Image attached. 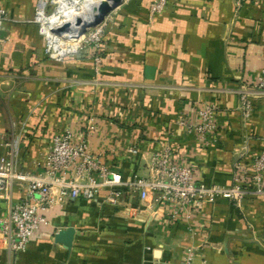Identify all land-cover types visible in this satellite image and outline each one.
<instances>
[{
	"label": "crops",
	"instance_id": "1",
	"mask_svg": "<svg viewBox=\"0 0 264 264\" xmlns=\"http://www.w3.org/2000/svg\"><path fill=\"white\" fill-rule=\"evenodd\" d=\"M156 1L130 0L116 11L99 76L87 57L47 55L30 20L38 0H0L9 16L26 20L8 24L0 41V159L21 133L24 170L42 172L53 139L71 129L125 180L148 176L152 157L170 145L201 167L205 185L230 186L237 176L251 185L252 163L264 152V92L255 93L249 120L239 92L264 71V0L240 11L234 0H167L152 13ZM201 101L221 108L218 142L207 148L178 125L196 121ZM24 197L15 187L13 202ZM104 197L57 206L51 226L25 252L10 253L0 232V264H183L186 249L197 245L212 264H264V196L241 207L221 199L192 209L191 223L204 225L197 235L172 223L163 204L138 213L136 202L133 219L135 211ZM9 209L0 199V222ZM68 228L75 229L71 248L55 239Z\"/></svg>",
	"mask_w": 264,
	"mask_h": 264
},
{
	"label": "built area",
	"instance_id": "2",
	"mask_svg": "<svg viewBox=\"0 0 264 264\" xmlns=\"http://www.w3.org/2000/svg\"><path fill=\"white\" fill-rule=\"evenodd\" d=\"M166 1H156L152 13L159 12ZM234 1L236 10L240 11L250 0ZM9 22V13L0 5V41ZM105 32L90 40L86 56L95 64L99 76L103 70L101 54ZM256 92H264V71L239 92L240 110L246 120L252 116ZM196 108L194 123L183 118L178 125L194 135L200 147L207 148L218 142L221 108L218 103L207 101H201ZM94 121L91 118L88 123L91 131L94 128L90 124ZM4 147L6 152L0 159V199L8 202L10 209L8 216L0 222V232L7 250L15 254L25 252L32 238L51 226L50 211L70 200L94 201L105 194L104 201L111 207L135 211L131 214L133 219L138 212L134 208L136 202L141 206L138 213L147 211L149 205L163 204L172 223L186 224V230L197 235L204 225L191 223L192 209H200L204 204L214 205L221 199L241 207L247 198L264 196V152L252 163L254 175L250 186L240 176L233 179L232 185L224 186L202 183L201 167L191 162L186 154L177 155L170 145L152 157L148 176L133 180H125L105 163L103 157L93 154L90 140L77 138L71 129L53 139L43 171L39 173L24 170L21 133L14 132ZM128 153L136 156L138 149L132 148ZM17 186L25 191V197L14 203L12 192ZM204 252L203 245L187 248L183 264H212Z\"/></svg>",
	"mask_w": 264,
	"mask_h": 264
},
{
	"label": "rangeland",
	"instance_id": "3",
	"mask_svg": "<svg viewBox=\"0 0 264 264\" xmlns=\"http://www.w3.org/2000/svg\"><path fill=\"white\" fill-rule=\"evenodd\" d=\"M61 1L62 3H60V0H38L36 9L34 11V16L30 19L33 24L39 27V31L45 39L47 55L50 58H53L57 61L59 60V58L72 57V56H79L81 58H86V56L88 55V50L90 49V45H91L90 40L95 39L96 36L100 37L102 33L106 31L107 27L110 24V20L112 19L116 11L119 8H121L122 5H124V3L130 0H122L120 6L117 7L113 12H111L101 24L94 27H89L88 29L84 30L80 35L78 34L75 37L65 38L62 36L61 33H59L58 36L52 33L53 36L56 37V41H54L52 40V38H49V36L45 33V31H42L44 26H46V21H44V18L49 22L51 21L52 17H55L59 22H62L65 21L66 17L68 18V16H74L78 13H81L83 10L86 9V6L88 4L102 0H61ZM43 5L44 7H42ZM58 10H61V12L57 13ZM42 16H44V18ZM10 18H11V22L8 23L9 25H14L26 21V20L22 21L21 19L13 18L11 14H10ZM15 21H17V23ZM53 50H55L56 53ZM60 53L61 54L66 53V54L59 55Z\"/></svg>",
	"mask_w": 264,
	"mask_h": 264
},
{
	"label": "bare ground",
	"instance_id": "4",
	"mask_svg": "<svg viewBox=\"0 0 264 264\" xmlns=\"http://www.w3.org/2000/svg\"><path fill=\"white\" fill-rule=\"evenodd\" d=\"M116 1L117 0H102V1L92 2L88 4L86 6V9L83 10L81 13H78L74 16H68V18L66 17V20L62 22H59L55 17H52L51 21L49 22L48 20L45 19L44 21H46V26H44L43 31H45V33L49 36V38H52V40L54 41H56V37H54L53 34L58 36V34L61 33L62 36L65 38L75 37L76 35L81 34L84 30L91 27L90 25H94V23L99 18L102 17L104 11L113 7ZM60 12L61 10H58L57 13ZM55 50L53 51L56 53ZM61 53L59 55H63ZM65 54L66 53H64V55Z\"/></svg>",
	"mask_w": 264,
	"mask_h": 264
},
{
	"label": "water",
	"instance_id": "5",
	"mask_svg": "<svg viewBox=\"0 0 264 264\" xmlns=\"http://www.w3.org/2000/svg\"><path fill=\"white\" fill-rule=\"evenodd\" d=\"M121 3H122V0H117L115 5L109 9L105 10L102 17L99 18L94 23V25H92L91 27H94V26L101 24L111 12H113L117 7L120 6ZM74 237H75V229L74 228H68L64 231H59L57 233L55 239H56L57 243H60L67 248H71L73 246Z\"/></svg>",
	"mask_w": 264,
	"mask_h": 264
}]
</instances>
